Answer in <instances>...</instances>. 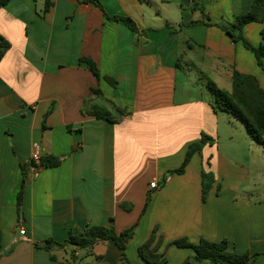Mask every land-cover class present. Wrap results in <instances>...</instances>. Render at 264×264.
I'll return each instance as SVG.
<instances>
[{"label": "crops", "instance_id": "crops-1", "mask_svg": "<svg viewBox=\"0 0 264 264\" xmlns=\"http://www.w3.org/2000/svg\"><path fill=\"white\" fill-rule=\"evenodd\" d=\"M98 1L102 7L90 0H10L0 8V42L10 43L0 60V264H64L66 254L56 249L60 260L52 261L35 244L64 243L94 225L119 233L138 222L126 248L131 264H146L138 248L155 227L164 238L160 251L187 238L228 240L229 251L264 253V199L245 185L244 162L255 142L238 137L229 118L221 121L230 114L214 109L207 84L231 92L236 70L255 76L264 90V57L261 67L222 28L233 29L253 0ZM114 16L131 18L141 33L109 19ZM263 28L249 23L242 35L259 48ZM82 57L97 65L99 80L80 64ZM100 110L112 120L94 116ZM203 134L212 143L184 174H170ZM35 146L61 164L32 175L20 217V166L31 161ZM203 171L216 177L205 202ZM73 250L81 264H98L96 256L125 264L114 242L98 243L90 254ZM193 255L172 245L166 264ZM256 263L264 264V256Z\"/></svg>", "mask_w": 264, "mask_h": 264}, {"label": "trees", "instance_id": "trees-1", "mask_svg": "<svg viewBox=\"0 0 264 264\" xmlns=\"http://www.w3.org/2000/svg\"><path fill=\"white\" fill-rule=\"evenodd\" d=\"M9 2L10 0H0V8L7 5ZM90 2L102 7L98 0H90ZM193 7L196 10L203 9L195 2ZM109 19L114 21H123L136 36L141 33L137 24L129 17L114 16L109 17ZM253 22L264 24V0H253L251 9L247 13L236 17L235 26L233 29L228 27L222 28L232 37L234 42L241 41L248 50L254 52L258 59L259 65L262 67L264 46L261 45L259 48H254L242 35L244 26ZM191 23L193 24L197 22ZM235 29L238 31L237 34ZM262 37L264 39V28L262 30ZM9 48L10 43L5 39H2L0 42V60L3 58ZM82 63H86L89 66L90 71L98 80L101 78L97 65L90 58H80V64ZM104 79L112 86L116 84V81L113 78L104 77ZM232 81L233 89L231 92L219 88L212 80L207 81L208 87L215 95L214 109L216 111L218 110L229 113L237 119L242 120L246 125V130L249 137L256 143L264 145V90L260 86L255 76L243 74L236 70L233 72ZM94 92L96 94H100L99 90L94 89ZM51 112L52 109L47 112L45 118ZM119 112L122 113L121 110H119ZM94 116L97 118L112 120V117L109 113L103 112L101 110L96 112ZM212 141L213 139L210 136L203 134L199 141L190 144L181 166L171 171L170 174H184L193 156L195 154H200L204 147L208 144H211ZM60 164V158L52 155H45L41 156L39 161L31 160L30 162L20 166L21 180L16 194V203L20 217H22L23 213L22 204L24 188L30 182L32 175L38 174L42 168L57 167ZM214 182L215 180L212 173L205 171L202 173L203 202L206 201L209 192L214 185ZM150 201L151 194H148L146 198V204L141 215H144ZM127 209H129V206H127ZM138 223L133 227L125 229L119 233L116 232L113 226H89L84 230L81 236H76L71 233L69 239L64 243L46 240L42 244L36 243L35 245L41 246L48 250L51 253L52 261L60 260L59 256L55 252V250L58 249V251L67 255L66 259L63 260L64 264H81V262L78 261L76 251L73 250L74 247H77L79 250H85L87 254H90L98 243L114 242L121 250L122 261L125 264H131L126 256V248L128 243L134 237ZM163 242L164 238L157 235V227H155L150 237L138 248V254L140 258L146 264H166L168 262L167 248L172 245L177 248H190L194 251V255L187 258L182 264H257V258L259 256H264V253L239 254L235 251H229L228 240L212 242L206 239H201L198 243H192L187 238H181L167 243L165 250L160 251ZM96 260L98 264H105L102 262L103 256H96Z\"/></svg>", "mask_w": 264, "mask_h": 264}, {"label": "rangeland", "instance_id": "rangeland-1", "mask_svg": "<svg viewBox=\"0 0 264 264\" xmlns=\"http://www.w3.org/2000/svg\"><path fill=\"white\" fill-rule=\"evenodd\" d=\"M229 114V113H228ZM230 117H221L222 122H226V119L229 118L231 122L236 124V135L238 137L247 136V130L245 123L237 119L236 117L230 115H224ZM226 134L222 132V138L225 137ZM255 142V141H254ZM221 147H223V143L221 142ZM247 157L249 158L244 163L247 164V169L249 170L250 176L246 178L245 185L248 188L254 191V194L257 199H264V145H257L255 142L253 150L247 152ZM204 169L206 170L207 166L204 163ZM204 172V171H203ZM207 172V171H205ZM193 173V170L190 171V174ZM215 175V173H214ZM216 177L214 176V179Z\"/></svg>", "mask_w": 264, "mask_h": 264}, {"label": "built area", "instance_id": "built-area-1", "mask_svg": "<svg viewBox=\"0 0 264 264\" xmlns=\"http://www.w3.org/2000/svg\"><path fill=\"white\" fill-rule=\"evenodd\" d=\"M40 157H41V154H40L39 148L37 146H35V150H34V152L32 154V159L31 160L39 161ZM33 175L36 176L37 174H33ZM150 187L152 189L157 188V183L156 182H152L150 184ZM19 234L20 235H25V230L23 228H20L19 229Z\"/></svg>", "mask_w": 264, "mask_h": 264}, {"label": "water", "instance_id": "water-1", "mask_svg": "<svg viewBox=\"0 0 264 264\" xmlns=\"http://www.w3.org/2000/svg\"><path fill=\"white\" fill-rule=\"evenodd\" d=\"M77 247H75V249H76Z\"/></svg>", "mask_w": 264, "mask_h": 264}]
</instances>
